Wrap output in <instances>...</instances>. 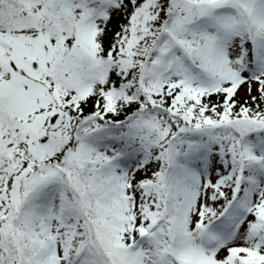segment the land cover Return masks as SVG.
<instances>
[{
	"label": "snow or ice",
	"instance_id": "1",
	"mask_svg": "<svg viewBox=\"0 0 264 264\" xmlns=\"http://www.w3.org/2000/svg\"><path fill=\"white\" fill-rule=\"evenodd\" d=\"M0 264H264V0H0Z\"/></svg>",
	"mask_w": 264,
	"mask_h": 264
}]
</instances>
